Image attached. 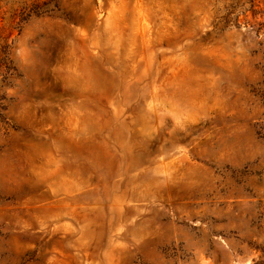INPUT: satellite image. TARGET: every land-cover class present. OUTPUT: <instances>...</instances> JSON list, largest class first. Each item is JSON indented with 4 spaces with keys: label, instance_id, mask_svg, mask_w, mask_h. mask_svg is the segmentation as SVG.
Listing matches in <instances>:
<instances>
[{
    "label": "rangeland",
    "instance_id": "374dc122",
    "mask_svg": "<svg viewBox=\"0 0 264 264\" xmlns=\"http://www.w3.org/2000/svg\"><path fill=\"white\" fill-rule=\"evenodd\" d=\"M0 264H264V0H0Z\"/></svg>",
    "mask_w": 264,
    "mask_h": 264
}]
</instances>
